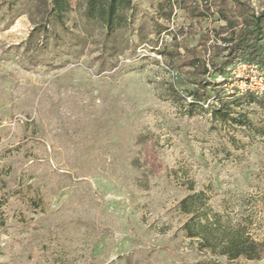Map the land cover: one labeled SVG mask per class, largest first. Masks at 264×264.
Instances as JSON below:
<instances>
[{
	"label": "rangeland",
	"instance_id": "rangeland-1",
	"mask_svg": "<svg viewBox=\"0 0 264 264\" xmlns=\"http://www.w3.org/2000/svg\"><path fill=\"white\" fill-rule=\"evenodd\" d=\"M223 1L132 0L108 32L80 0L63 17L0 0V264H264V100L245 86L264 79L214 70ZM175 37L207 40L209 72L182 66ZM204 79L222 100L189 95ZM199 192L255 258L187 235L181 201Z\"/></svg>",
	"mask_w": 264,
	"mask_h": 264
},
{
	"label": "trees",
	"instance_id": "trees-1",
	"mask_svg": "<svg viewBox=\"0 0 264 264\" xmlns=\"http://www.w3.org/2000/svg\"><path fill=\"white\" fill-rule=\"evenodd\" d=\"M84 3V16L86 19L99 21L103 24L108 32H115L119 28L125 25L127 20L126 11L131 9L132 0H80ZM197 6L195 7L200 15L204 14V9H200L201 2L205 3L207 11L212 9V4L208 6V2H216L221 0H195ZM227 6L233 9H219L217 13L220 18L226 21V25L220 27L218 31H215V39L221 40L225 43V53L222 56L220 68L214 65V70L226 71L228 68L237 65L240 61L256 62L264 67V9L260 12H250L249 10L240 11L235 4L234 0H224ZM223 3V4H224ZM52 7L57 13V17H63L65 13L70 10V0H51ZM233 4V5H232ZM238 9V10H236ZM201 10V11H200ZM210 35H208V38ZM175 39V45L173 50L178 58H181L182 66L189 68H204L205 72H209L208 64L206 60L205 52L208 51L207 40H201L196 46L189 47L186 39H181V42ZM201 46V47H199ZM216 46V45H215ZM214 47V46H213ZM173 51H161V54L165 56H172ZM214 64V63H212ZM223 89L218 88L217 85H212L208 80L201 81L196 89L190 90L189 95L198 102H206L211 98L222 97ZM205 193H192L186 196L181 201V209L184 213L193 214L190 222L186 223L185 229L187 235L191 238L202 237L205 244L212 250H216V246H220V253L228 255L230 258H238L245 255L250 258H255L257 255L251 254L256 250L257 244L251 238H243L244 233L237 231H229L222 227L220 224V218L217 213H213L212 216L205 208ZM214 221L216 223H214ZM215 226L216 229H211ZM210 229L215 232H219L220 238L217 244L213 243L212 237H210ZM221 233V234H220ZM220 242H219V241Z\"/></svg>",
	"mask_w": 264,
	"mask_h": 264
},
{
	"label": "built area",
	"instance_id": "built-area-1",
	"mask_svg": "<svg viewBox=\"0 0 264 264\" xmlns=\"http://www.w3.org/2000/svg\"><path fill=\"white\" fill-rule=\"evenodd\" d=\"M227 70L234 74H237V72L238 73L244 72L247 74V76L251 74L249 71H255V73H257L261 79H264V67L256 62H247L242 60L237 65L232 66ZM252 78L253 76L249 77V79H246L245 86H247L248 90L255 92L264 100V87H262L260 91H256V89L252 87V83H251Z\"/></svg>",
	"mask_w": 264,
	"mask_h": 264
}]
</instances>
